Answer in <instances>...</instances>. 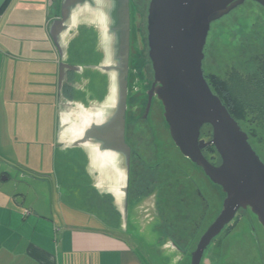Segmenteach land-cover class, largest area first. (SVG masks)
<instances>
[{"label": "crops", "instance_id": "crops-1", "mask_svg": "<svg viewBox=\"0 0 264 264\" xmlns=\"http://www.w3.org/2000/svg\"><path fill=\"white\" fill-rule=\"evenodd\" d=\"M60 3L0 0V264H178L183 247L172 236L155 231L161 259L143 235L120 231L99 175L97 188L59 181L56 150L68 131L59 130L60 54L49 25Z\"/></svg>", "mask_w": 264, "mask_h": 264}, {"label": "water", "instance_id": "water-1", "mask_svg": "<svg viewBox=\"0 0 264 264\" xmlns=\"http://www.w3.org/2000/svg\"><path fill=\"white\" fill-rule=\"evenodd\" d=\"M59 17L49 31L60 54L59 130L68 124L72 101L65 94L69 72L82 68L68 61L71 37L79 25H93L109 35L110 58L88 68L108 76V94L100 102L107 126H117L112 140L120 142L125 153L127 193L129 147L125 143L129 73V0H60ZM246 0H151L148 16L149 54L156 94L165 108V118L176 146L200 165L225 193L223 208L201 236L192 254V264H201L212 240L236 217L240 209H250L264 228V162L249 142L248 134L215 94L203 71L204 48L211 25ZM264 7V0H253ZM112 7H117L111 12ZM103 33V38L105 37ZM111 34V35H110ZM103 120V121H104ZM210 125L212 139H200L201 128ZM110 134V133H109ZM60 141V136L58 137ZM109 139V138H108ZM61 142V141H60ZM213 145L221 157L212 165L202 150Z\"/></svg>", "mask_w": 264, "mask_h": 264}, {"label": "flooded vegetation", "instance_id": "flooded-vegetation-1", "mask_svg": "<svg viewBox=\"0 0 264 264\" xmlns=\"http://www.w3.org/2000/svg\"><path fill=\"white\" fill-rule=\"evenodd\" d=\"M150 3L151 0H129L128 2L129 73L125 116V143L129 147L127 193L123 191L126 152L120 146V142L112 140L114 136L109 137L111 132L116 131L117 126L109 127L105 124V120L101 119V116L107 115V112L101 110L99 105L108 94V76L103 74L101 89L104 94L99 100L93 98L87 91L88 85L94 84L87 75L91 69L87 66L94 63L85 64L84 61L94 56L93 59L98 58L99 63L111 57L109 54L112 42L110 36L93 25H79L69 43L68 61L72 65L83 67L69 72V82L65 88L67 97L72 101L68 109V139L66 142L60 143L59 147L65 152L83 154L84 168L87 174L90 172L89 178L94 188H97L95 184L97 175H99L102 183V188H97L100 191L99 196L103 202L109 204L110 213L117 216L120 231H134V234L143 235L149 234L153 230L154 233L157 231L163 236L165 233L172 237H182L183 231L180 227L184 218L191 221L193 226L200 225L201 218H207L212 200L204 191L203 181L206 177L212 183L214 182L200 165L185 156L177 146L180 153L193 164L192 170L195 173L180 167L168 154L170 152L157 149L154 140L149 142L156 147L151 150L145 148L144 142L138 137L137 120L146 119L154 105L161 107L163 116L165 114L164 105L156 94V87L159 83L155 80L153 63L149 54L148 16ZM110 8L112 12L117 7L110 5ZM103 33L105 34L104 38ZM87 37L94 41L92 49H90L91 46L87 48L79 45L80 42L87 45ZM204 75L213 92H216L217 90L205 72ZM164 121L170 133V126L165 116ZM207 128L208 131H206ZM212 134V127L204 125L201 128L200 139L209 141L212 139ZM211 147L215 148L213 145L207 146L202 150V154L212 165L219 166L222 162L221 157L217 150L220 161L215 154L208 153ZM197 175H200L199 178ZM188 184H191V187ZM216 185L220 187L218 184ZM189 189L192 195L187 193L186 190ZM212 189L214 190V187ZM188 194L189 199L186 198ZM225 196L224 193V199ZM212 198L216 203L219 199V190L215 189L212 192ZM173 213H176L175 219L171 216ZM172 245L178 249L183 247L182 244V247H179L174 241Z\"/></svg>", "mask_w": 264, "mask_h": 264}, {"label": "rangeland", "instance_id": "rangeland-1", "mask_svg": "<svg viewBox=\"0 0 264 264\" xmlns=\"http://www.w3.org/2000/svg\"><path fill=\"white\" fill-rule=\"evenodd\" d=\"M86 42L87 45L84 42H80V47L86 46L90 48L91 46L90 49H92L94 41L87 37ZM93 58L94 56L84 61V63L97 64L99 59ZM203 70L210 80L217 78L220 82L228 85L238 99L246 101L243 97L250 98L248 102L244 103L245 114L240 122L243 130L249 136V142L264 162V116L259 113L262 102H254L255 99L252 100L254 96L249 97L248 94L239 92V89L237 88L236 90L235 88L237 84L241 83H245L244 85L250 87L249 89L254 88L255 83L264 73V7L261 4L253 0H246L230 13L212 23L205 47ZM87 75L94 83L93 85H88L87 91L91 93L93 98L95 97L99 100L102 97L101 95L104 94L103 89H101L103 73L90 69ZM244 91H246L245 87ZM137 121L138 127H136V130L138 131V137L144 142L143 146H146L145 148L152 150L157 147V149L170 152L168 154L172 156L180 167L195 173L192 170L193 164L180 153L172 141L161 107L154 105L146 119ZM206 131H208V128ZM152 140L155 141L156 147L154 144L149 143ZM40 146H42L43 153H48V150L51 149L49 142H45ZM56 152L63 153L57 158L60 182H64L69 178L74 182V185L90 183L89 174L84 168L85 160L83 154L77 152L73 154L71 151L65 152L59 146H57ZM208 153L215 154L220 161L215 148L208 150ZM13 178H16L15 175ZM204 179L203 188L211 198L212 203L208 210L207 218H201L200 225L193 226L187 218H182L183 224L180 229H182L184 235L171 238L172 241H178L183 246L182 258L178 261V264H192V254L201 236L208 225L216 219L222 208L224 192L206 177ZM188 186L191 187V184H188ZM213 187L214 190H219V199L216 203H214L212 198ZM186 191L191 194L190 189ZM189 194L186 195L187 199L190 197ZM88 211L89 209L87 213L98 218L97 209L93 207L90 212ZM176 213L171 215L174 219ZM131 234H134V231H131ZM134 235L139 236L137 233ZM143 235H145L143 240L148 241H145L144 245L149 251L158 258L166 257L167 251L160 249V245L164 240L157 237L153 230L151 233ZM149 240L152 243H149ZM166 258H164V263L168 264L170 258ZM226 263L264 264V228L250 209H241L238 212L235 219L212 240L201 260V264Z\"/></svg>", "mask_w": 264, "mask_h": 264}, {"label": "trees", "instance_id": "trees-1", "mask_svg": "<svg viewBox=\"0 0 264 264\" xmlns=\"http://www.w3.org/2000/svg\"><path fill=\"white\" fill-rule=\"evenodd\" d=\"M211 82L213 83L215 89L217 90L216 92H218V93H216L214 91V93L219 95L222 102L227 106L231 115L238 121L239 125L241 126L240 120L243 118V115L245 114L244 103L248 102L250 100V98H247L246 96L243 97V98H245L246 101H244L243 99H241V100L238 99V97H236L233 94L232 89L230 87H228V85H226L224 82H220L217 78L212 79ZM244 84L245 83L237 84L235 87L236 90L238 88L239 92L240 91L244 92V94H248L249 97L254 96L252 98V100L255 99L254 102L261 101L262 106H260L259 113H261L264 116V73L261 75V77L255 83L254 88L249 89L250 87L245 86ZM244 87L246 88V91H244ZM241 128H242V126H241ZM210 149H213V147H211ZM226 264H239V263H226Z\"/></svg>", "mask_w": 264, "mask_h": 264}]
</instances>
